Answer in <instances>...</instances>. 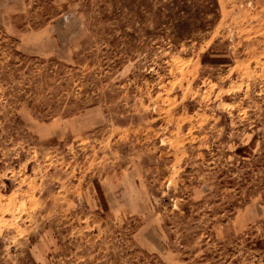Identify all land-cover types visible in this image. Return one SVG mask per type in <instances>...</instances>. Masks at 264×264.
Wrapping results in <instances>:
<instances>
[{
    "label": "rangeland",
    "instance_id": "374dc122",
    "mask_svg": "<svg viewBox=\"0 0 264 264\" xmlns=\"http://www.w3.org/2000/svg\"><path fill=\"white\" fill-rule=\"evenodd\" d=\"M216 4L0 17V264H264V0Z\"/></svg>",
    "mask_w": 264,
    "mask_h": 264
},
{
    "label": "trees",
    "instance_id": "16d2710c",
    "mask_svg": "<svg viewBox=\"0 0 264 264\" xmlns=\"http://www.w3.org/2000/svg\"><path fill=\"white\" fill-rule=\"evenodd\" d=\"M212 5L217 8V4H216V0H212ZM201 63L202 64H222L223 63V60H219V59H210L208 58V56H206L205 54H203L201 56ZM259 134H256L251 142H249V144L247 146H240L237 148V150L234 152L236 153L235 155L237 157H239L240 159H250V158H253L254 155H253V150L255 149L256 147V141H257V138L259 137L258 136ZM261 245V242L259 240L256 241L255 243V246H254V249H259L261 250L262 248H259V246Z\"/></svg>",
    "mask_w": 264,
    "mask_h": 264
},
{
    "label": "crops",
    "instance_id": "0c3cea01",
    "mask_svg": "<svg viewBox=\"0 0 264 264\" xmlns=\"http://www.w3.org/2000/svg\"><path fill=\"white\" fill-rule=\"evenodd\" d=\"M24 3V0H0V17L1 19H12L13 14L17 13L22 4Z\"/></svg>",
    "mask_w": 264,
    "mask_h": 264
}]
</instances>
